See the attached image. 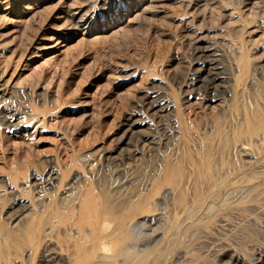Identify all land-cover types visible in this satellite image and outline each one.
<instances>
[{"label":"rangeland","instance_id":"rangeland-1","mask_svg":"<svg viewBox=\"0 0 264 264\" xmlns=\"http://www.w3.org/2000/svg\"><path fill=\"white\" fill-rule=\"evenodd\" d=\"M0 264H264V0H0Z\"/></svg>","mask_w":264,"mask_h":264},{"label":"bare ground","instance_id":"bare-ground-1","mask_svg":"<svg viewBox=\"0 0 264 264\" xmlns=\"http://www.w3.org/2000/svg\"><path fill=\"white\" fill-rule=\"evenodd\" d=\"M57 179V178H56ZM51 184H54V183H52V181L50 182L49 181V185H51ZM52 187H53V185H52ZM90 194H92V192L91 193H88L87 195H85V196H83V198H79L80 200V204H81V217H82V219L83 220H85L86 221V223H90V224H92V220H94V224H92V226H96V224H95V221L99 218L98 217V212H99V207H97V204L95 203L96 201H94V197H92V195H90ZM92 200V201H91ZM60 205V204H59ZM104 207V206H103ZM63 208V207H62ZM66 208H64L63 210H65ZM110 209V208H109ZM112 210V209H111ZM106 211V210H105ZM111 212V211H110ZM110 212H108V213H110ZM69 214H70V216L73 214V211L72 210H70L69 211ZM106 214V213H105ZM112 214V213H111ZM110 214V215H111ZM58 215V217L60 216V214H57ZM63 217H61L60 219H62ZM103 218V217H102ZM104 220V219H103ZM123 221V220H122ZM54 224V223H53ZM100 224V223H99ZM106 224V223H105ZM91 226V225H90ZM121 226V225H120ZM108 227V224H106L105 226H104V230H105V228H107ZM96 228V227H95ZM103 229V228H102ZM95 233V232H94ZM103 233V232H102ZM130 234V233H129ZM128 234V235H129ZM99 236H101V235H99ZM126 235H124V237H125ZM35 238H37L36 236H34ZM118 237V236H117ZM127 237V236H126ZM132 237V236H131ZM34 238V239H35ZM122 238V237H121ZM32 240V239H31ZM121 241V240H120ZM118 245V244H117ZM116 245V247H118ZM124 246V245H123ZM119 248H120V246H119ZM121 248H123V247H121ZM117 250V249H116ZM120 250V249H119ZM119 252V251H118ZM85 253V252H84ZM124 253V252H123ZM126 253V252H125ZM128 254V253H127ZM88 257V256H87Z\"/></svg>","mask_w":264,"mask_h":264}]
</instances>
